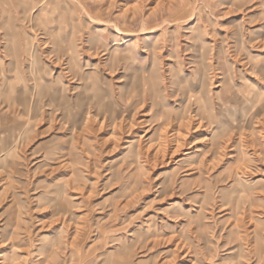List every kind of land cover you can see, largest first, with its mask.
<instances>
[{
  "label": "rangeland",
  "instance_id": "rangeland-1",
  "mask_svg": "<svg viewBox=\"0 0 264 264\" xmlns=\"http://www.w3.org/2000/svg\"><path fill=\"white\" fill-rule=\"evenodd\" d=\"M192 2L0 0V264L264 261V0ZM101 26L161 35L175 106L81 101L69 73L102 57L66 53Z\"/></svg>",
  "mask_w": 264,
  "mask_h": 264
},
{
  "label": "clouds",
  "instance_id": "clouds-1",
  "mask_svg": "<svg viewBox=\"0 0 264 264\" xmlns=\"http://www.w3.org/2000/svg\"><path fill=\"white\" fill-rule=\"evenodd\" d=\"M97 7L101 8L99 12H93L97 19L110 21L112 19L109 8H102L99 0H94ZM177 7H188L194 11L188 15H195L200 8H207L204 0H193L187 5H177ZM168 20L176 24L177 17L169 15ZM199 22V21H197ZM196 25H190L185 32ZM177 27H173L171 32H176ZM139 32V22L136 26ZM86 36L82 35L81 40H77L72 51L66 55H72L73 51L82 56L84 53L83 39H87L89 47L94 51H99L102 57L101 62L93 67L90 61H84L87 65V71L84 68L72 70L69 73L70 79L79 80L82 87L78 89L80 99L83 103H96L97 97L102 94H108V99H119L122 104H127L129 100L135 99L137 103H149L152 109L161 106L162 103H172L173 96L178 95L176 89L182 87L179 83V68L173 67L171 71L160 70L153 71V52L152 46L161 40L160 34L143 35L140 46L130 38H124L118 33L108 31L104 26L96 27L92 31L85 30ZM109 42H111L109 44ZM162 46V45H161ZM171 47V44H170ZM111 48V51H109ZM107 53V55H105ZM172 54L171 51L169 53ZM162 59V58H158ZM111 74V75H110ZM121 81L120 85L113 88L116 81ZM253 253L251 259H255ZM258 264H264V261H258Z\"/></svg>",
  "mask_w": 264,
  "mask_h": 264
},
{
  "label": "bare ground",
  "instance_id": "bare-ground-1",
  "mask_svg": "<svg viewBox=\"0 0 264 264\" xmlns=\"http://www.w3.org/2000/svg\"><path fill=\"white\" fill-rule=\"evenodd\" d=\"M20 101H22V102H20V106L23 108L24 114L28 115L30 112H32L34 110V108H36L35 106H38L41 103V88H40V90L38 89V92L35 95L34 100H32V98L29 99V98L24 97V98H20Z\"/></svg>",
  "mask_w": 264,
  "mask_h": 264
}]
</instances>
